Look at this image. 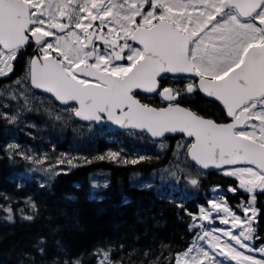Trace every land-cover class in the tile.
<instances>
[{
  "label": "snow or ice",
  "instance_id": "obj_1",
  "mask_svg": "<svg viewBox=\"0 0 264 264\" xmlns=\"http://www.w3.org/2000/svg\"><path fill=\"white\" fill-rule=\"evenodd\" d=\"M33 42L42 56L29 61L32 85L62 103L77 101L75 116L97 122L106 117L153 137L184 134L190 140L178 148L204 169L254 166L225 172L251 194L243 205L247 220L210 201L211 209L231 218L220 223L240 231L198 233L204 244L194 242L175 264H264V258L237 249L264 257V246L247 243L255 232L251 205L257 190L264 193V0H0V76L13 70L19 50ZM168 74L198 79L179 87L166 84ZM140 91L168 103H142ZM196 91L221 102L233 122L220 124L182 107V97ZM190 183L196 186L198 179ZM200 213L214 219L211 210ZM217 232L228 240L221 243Z\"/></svg>",
  "mask_w": 264,
  "mask_h": 264
},
{
  "label": "trees",
  "instance_id": "obj_2",
  "mask_svg": "<svg viewBox=\"0 0 264 264\" xmlns=\"http://www.w3.org/2000/svg\"><path fill=\"white\" fill-rule=\"evenodd\" d=\"M23 65L22 55L12 75L0 78V86ZM211 103L213 107L203 112L215 114L216 104ZM3 113L5 109L0 110V264H175L178 253L194 241L193 217L206 204V193L214 186L238 189L235 177L213 171L199 177L196 197H170L141 175L168 165L177 139L160 148L147 134L137 138L95 124L94 130L80 132L70 127L56 133L49 129L52 123L47 128L30 127L28 133L35 131L37 137L28 144L43 145L47 134L52 144L45 146L51 157L62 161V155H71L76 162L41 180L25 172L22 155L14 147L17 136L26 141L31 135L23 131L25 127L11 131ZM146 147L149 150L143 152ZM112 152L120 154L112 159L108 156ZM138 156V163H131ZM95 173L103 180L98 186ZM226 195L238 209L250 196L242 189ZM256 207L255 244H260L264 193L259 191Z\"/></svg>",
  "mask_w": 264,
  "mask_h": 264
},
{
  "label": "rangeland",
  "instance_id": "obj_3",
  "mask_svg": "<svg viewBox=\"0 0 264 264\" xmlns=\"http://www.w3.org/2000/svg\"><path fill=\"white\" fill-rule=\"evenodd\" d=\"M12 63V69L14 60ZM2 66V65H0ZM12 72V71H11ZM8 72L5 76L0 77H7L11 74ZM0 102L1 108L0 110L5 109L6 113L2 115L7 119L10 120L9 123L11 127V131L14 129L24 128V132L28 133V130L31 126L39 128L40 126L43 128H47L49 123H52V127L49 128L53 132H58L59 130H64L72 127L74 130L80 132L84 129L91 130L93 126L91 124H86L77 121L74 118L72 109L73 106H59L53 99L49 98L45 95L35 94L30 90L29 87V79L28 81L24 80L20 84L14 82V80H9L3 86L0 87ZM33 115H37L38 118L35 119ZM87 125V126H84ZM48 129V130H49ZM94 130V129H93ZM126 133V132H125ZM130 135L134 137L140 138H147L145 134L136 133V132H128ZM127 134V133H126ZM30 140H21L20 138L15 139L14 147L21 153L23 163H24V170L30 176H38L41 180H48L52 177L58 167L63 166L65 163L69 164L70 167H75L76 162H73L72 159L68 157V155H62L59 159H63L62 161L56 160L54 157H51L50 153L51 150H48L45 145L52 144L51 138L46 134V143L43 145L40 144H28L33 143L37 134L36 132H32ZM190 139L182 137L180 140H176L173 146V160L162 169L154 170L149 174H143L141 177L149 184L154 185L159 188L164 194L168 196H177L178 194L181 197H196V193L199 194L198 185L193 186L190 183L191 178L198 179L199 177L203 176V170L200 169L197 165H195L188 157L187 152L183 148H178V144H183L188 142ZM155 141L157 143H155ZM151 144H156V146L160 148H167L169 146L168 140H150ZM54 145V144H53ZM56 146V145H55ZM57 147V146H56ZM149 150V147L144 148L143 152ZM120 154V153H119ZM70 157H73L70 155ZM139 156L136 159L137 160ZM75 160V159H74ZM70 161V162H69ZM235 167H244L240 166H231L220 170V173L225 174L226 171H231ZM254 167V166H250ZM186 175L188 178H184ZM226 175V174H225ZM230 176V175H229ZM234 177V176H233ZM238 181V189L239 188V179L235 177ZM93 181L95 186L100 184L102 177L95 173L93 176ZM231 188H236L233 186H229V188H225L222 186H214L211 188V192L206 196V204H202L201 208L205 210H211L212 217L214 219L204 220L201 218V213L195 214L196 219L193 220L192 228L195 229V233L202 234L203 231L209 229H228L232 230L234 233H238L240 231L239 228L232 229L231 223L229 224H222L220 223V218H227L225 213L217 212L216 210L211 209L210 201H216L217 203H224L227 207H229L236 215L240 216L242 219L247 220V216L244 213L243 205L247 204L250 200L251 194L249 193V199L242 201L239 205V209L237 206H234L227 198V191L229 192ZM237 189V188H236ZM245 191L244 189H242ZM259 190H257L258 192ZM232 193H235L231 191ZM246 192V191H245ZM236 207V208H235ZM256 209V216L253 220L252 227L255 229V222L257 220L258 210L256 207V200L251 205ZM248 215H251L249 213ZM256 232V230H255ZM255 232L253 234V238L247 243L254 249H258L264 246V243L255 244ZM197 234L194 238V241L189 245L191 247L194 242L199 244H204L203 241L197 240ZM216 235H221V233L217 232ZM228 240L227 237H223L221 235V243H224ZM234 244V242H232ZM206 246V245H205ZM188 247V248H189ZM188 248L183 250L182 252L178 253L177 257H179L183 252H185ZM239 251H243L245 255H253L256 258H264L261 256V253L258 251L249 252L247 249H240L237 246ZM195 254V253H193ZM176 257V258H177ZM221 259H223L221 257ZM225 264H236L234 260H226Z\"/></svg>",
  "mask_w": 264,
  "mask_h": 264
},
{
  "label": "flooded vegetation",
  "instance_id": "obj_4",
  "mask_svg": "<svg viewBox=\"0 0 264 264\" xmlns=\"http://www.w3.org/2000/svg\"><path fill=\"white\" fill-rule=\"evenodd\" d=\"M49 39H52V38H49ZM96 43L100 44L99 41H97ZM36 49H37V45L33 42V43H29L27 46H25L21 50H19V52L16 56V59L14 60L13 70H12L10 75H12V73L15 71L16 62H17L18 58L22 55L24 57V65H23L22 69L20 70V72L18 74L14 75V78L12 80H14L15 83H17V81H19V83H17V84H20L22 81H24V80L28 81V79H29V87H30V90L32 92H34L35 94L48 96L49 98L53 99L54 102H56L57 105H59V106H66V105H62V104L58 103L53 97L46 94L45 92L39 91L33 87L31 80L29 78V74H28V65H29V61L33 57H35ZM52 55L55 56L56 53L53 52ZM0 78H4V77H0ZM189 79L194 81V80H197L198 78L191 76V74H183L182 76H180L178 78L174 77L173 74H168V76L165 78V82L168 85L183 87V84L189 82ZM6 82H8V81H6ZM137 98L140 99L143 103L149 104L150 106H154V107H164L168 103L167 101H164L160 96H158L156 94L145 93L143 91L138 92ZM211 101H214L216 104V107H217L215 109V114L203 112V110H202V109H209V108L213 107ZM69 106H73V108H76V105H74V104L69 105ZM181 106H183L185 108H190V109L194 110L195 112L199 113L200 115L207 117V118H212L219 123L233 122L232 118L227 116L226 109L223 107L221 102L214 100V99H211L210 97H207L201 91H196V92H193L191 94L184 95L181 99ZM207 111H209V110H207ZM121 130L127 131V132H129V131L138 132L136 130H127V129H121ZM248 130H251V129H248ZM182 137H184V135L178 133V134H174V135L165 136L162 140H168L169 141L172 138L180 139Z\"/></svg>",
  "mask_w": 264,
  "mask_h": 264
},
{
  "label": "water",
  "instance_id": "obj_5",
  "mask_svg": "<svg viewBox=\"0 0 264 264\" xmlns=\"http://www.w3.org/2000/svg\"><path fill=\"white\" fill-rule=\"evenodd\" d=\"M37 48H38V46H37ZM42 56V53H38V51H37V49H36V55L35 56ZM33 87L34 88H36L34 85H33ZM37 90H39V91H42V92H45V93H47V94H49V95H51V96H53L54 98H55V100L58 102V103H60V104H62V105H70V104H76V106H77V108L79 107V104H78V102L77 101H68V103L67 104H65V103H62L60 100H58L56 97H55V95L53 94V93H50V92H47V91H45L44 89H41V88H36ZM206 95V94H205ZM211 99H214V98H211ZM215 100V99H214ZM142 102V101H141ZM143 103V102H142ZM154 107V106H153ZM183 107V106H182ZM192 110V109H191ZM194 111V110H193ZM75 116V115H74ZM76 117V119L77 120H79V121H81V122H83V123H95L96 125H98V126H109V127H111V128H113V129H132V130H137V131H140V132H145V133H147L148 135H150L151 136V134L150 133H148V132H146V131H141L140 129H133V128H127V127H121L120 125H118V124H116V123H114V122H112V121H109V120H107V118L105 117L102 121H99V122H97V121H88V120H83V119H81L80 117H77V116H75ZM205 118H207V117H205ZM208 119H212V118H208ZM214 120V119H213ZM215 121V120H214ZM215 122H217V121H215ZM217 123H219V122H217ZM230 123H232V122H230ZM220 124H226V123H220ZM174 134H178V133H166L165 134V136H169V135H174ZM179 134H181V133H179ZM184 135V134H183ZM164 136V137H165ZM186 138H188L186 135H184ZM154 140H161V139H163L164 137H153V136H151ZM190 139V138H189ZM189 157V156H188ZM189 159H190V157H189ZM191 160V159H190ZM192 161V160H191ZM194 164H196L194 161H192ZM197 165V164H196ZM198 167H200V168H202L201 166H199V165H197ZM229 166H235V165H222L220 168H217V167H215V166H209V168H207V169H204V168H202L203 170H205V171H208V172H212V171H217V170H220V169H223V168H226V167H229ZM244 166H248V165H244ZM249 166H252V165H249Z\"/></svg>",
  "mask_w": 264,
  "mask_h": 264
}]
</instances>
